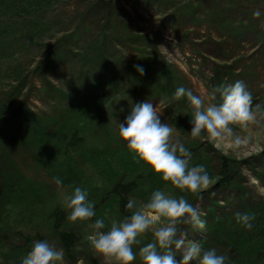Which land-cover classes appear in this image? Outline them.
<instances>
[{"label":"rangeland","instance_id":"rangeland-1","mask_svg":"<svg viewBox=\"0 0 264 264\" xmlns=\"http://www.w3.org/2000/svg\"><path fill=\"white\" fill-rule=\"evenodd\" d=\"M72 31L76 36L64 41ZM106 32L100 43L116 74L95 77L102 87L88 81L98 58L83 69L78 57L52 53L64 41L82 54L88 35ZM153 55L171 66L178 78L171 85L187 86L186 98L157 94L166 82L140 60ZM184 57L198 72L187 71ZM137 64L151 85L139 91L130 85ZM113 81L119 92H112ZM90 89L102 95L99 124L134 142L120 161L119 153L102 157L101 168L71 151L79 174L63 163L71 178L60 181L46 166L51 155L42 162L36 155L43 136L37 140L26 117L64 122L68 104L82 109ZM98 136L95 146L104 147L103 133ZM263 148L264 0H53L29 12L0 0V187L6 189L0 192V264H250V255L264 264V235L235 251L214 242L206 228L211 207L225 222L226 215L239 221L248 210L264 222ZM160 153L155 167L162 176L152 186L143 163ZM224 167L231 186L216 187ZM137 174L142 180L125 216L113 192L120 179ZM56 209L64 212L62 230L76 236L72 249L60 239ZM255 223L252 217V232ZM27 239L41 246L40 259L27 250Z\"/></svg>","mask_w":264,"mask_h":264},{"label":"trees","instance_id":"trees-1","mask_svg":"<svg viewBox=\"0 0 264 264\" xmlns=\"http://www.w3.org/2000/svg\"><path fill=\"white\" fill-rule=\"evenodd\" d=\"M53 2V0H31V1H25L24 0H12V4L17 7H24L26 6V10L29 12L32 9H37L38 7H43L45 4H50ZM26 3L27 5H25ZM24 26L27 24L25 21ZM47 27L42 28L39 30L40 33L44 34V31L46 30ZM99 35V34H98ZM92 36L88 35L86 41L84 42L83 45H80L81 48L84 50L82 54H77V53H71V49L69 46L65 48L64 46V41H66L69 36H65L66 39L64 41H61L60 46H54L52 53L55 52L53 55H56V58L65 56L67 54L72 55L75 57V59L78 57V65H80L83 69L86 68L88 65L91 66V62L94 60V58H98L95 60V64L92 65L93 69L95 68V72L92 75L93 79H89L88 81L91 82V86H97V87H102L101 81L94 80L95 77H98L100 79H106L112 77V75L116 74V67H114V72L111 74L113 70H110L107 63V58H105L103 52V47L102 43H100V39H102L103 36H108L107 32L106 35L100 36ZM143 40L145 38L142 37ZM153 45V41H151V44ZM62 48V51H58L57 49ZM55 50V51H54ZM155 53V52H154ZM48 58V57H47ZM146 63L151 64L154 67H157L161 72L166 73L168 71V67L166 66V63L164 61L160 60V57L157 55H153L151 58L146 60ZM143 69V68H142ZM133 78L135 81L140 82V73L139 71H134ZM113 79V78H112ZM130 79V81H132ZM132 84V82H130ZM118 83L114 82L111 84V90H115L118 88ZM62 92V91H61ZM101 97L102 95L99 93H96L94 90L90 89L86 95L85 98V105L79 109H71L75 112V115L71 117V113L62 115L63 119L65 121L58 120L56 121L55 125L56 127L54 128V134L48 133L51 131L47 127V125L52 126L53 121L52 120H46V128L43 129V124L45 120L39 119L37 117H34V115L29 113V116H32L29 118L26 117V120L29 122H33V127H34V133H37V140L43 136V140L41 144L37 143L38 148L40 149H49L51 145L52 149L55 151L56 149L58 150V153L60 150H62L64 154L68 155L69 157H72L70 155V152H75V151H80V154L82 156H88L90 155L89 152V142L91 141V138L85 139L84 137V132L86 131V128L91 127L93 123H95L97 120H100L101 118ZM72 106H69L71 108ZM37 128V129H36ZM57 128V130H56ZM91 129V128H90ZM56 130V131H55ZM45 134H42V133ZM12 133L16 135L15 130H12ZM27 137V135H26ZM36 138V136H35ZM22 141V144H28L32 146L34 143L33 141H26L24 137L20 139ZM32 143V144H30ZM131 147V146H130ZM129 147V149H130ZM63 148V149H62ZM129 149H126L123 153L128 151ZM56 151L54 152L55 155ZM122 153V154H123ZM120 160L122 159V155L119 154ZM149 158V159H148ZM161 161L162 158V153L158 155H148L146 159H144L143 163V168L148 171L147 174L144 175L145 179H150L152 180V186H155V183L159 180V178L162 176L157 174L156 168L159 167V165L155 162L158 160ZM155 165L157 167H155ZM160 168V167H159ZM222 174L223 177L219 178V183L221 185H230V180L227 175V168L224 167L222 168ZM142 180L140 174H137L132 178L130 181H125L124 179H120V181L116 184L115 190H114V198L118 202L119 209L121 213H123L125 216H128L131 212L132 209V204H131V193L133 194L134 190L136 187H138V181ZM144 182V181H143ZM6 188V186H5ZM148 192H150V189H147ZM0 192L6 193V189L2 190V187H0ZM138 193V192H137ZM137 198H140L137 197ZM215 204V202H214ZM56 215L54 217L56 221V229L60 232V239L64 246L67 249H72L73 246L76 243L75 235L72 232L62 230L63 229V222L65 220L64 217V212L61 210L56 209ZM208 213L214 214V217L211 219L209 224L206 226L212 240L214 242H219L221 245L228 244L224 248H228L230 250H235L237 251L240 248H243L244 246H249L254 242L255 238H259L261 235H264V222L263 220L258 217L257 218V213L252 214L250 212V215L248 216L250 223H252V216L254 221L256 223L253 225L256 230L254 231L256 234H253L251 227L246 226L248 223L241 219L239 221H236L233 217L232 214L226 215V221H223L222 219L220 220L219 217L215 215V209L213 207L208 209ZM252 215V216H251ZM262 239L259 241H255V243L261 242ZM205 242V241H202ZM251 243V244H250ZM25 246L29 253L37 258L40 259V255L42 252V248L39 244L32 242L30 239H27L25 241ZM151 251V250H150ZM235 251H232L235 253ZM150 252H146V254H149ZM252 258V261L250 264H255L254 257L255 255H250ZM93 264H99L97 262H94Z\"/></svg>","mask_w":264,"mask_h":264},{"label":"bare ground","instance_id":"bare-ground-1","mask_svg":"<svg viewBox=\"0 0 264 264\" xmlns=\"http://www.w3.org/2000/svg\"><path fill=\"white\" fill-rule=\"evenodd\" d=\"M193 178H194V177H193ZM192 180H193V179H192ZM193 181H195V180H193ZM186 188H187V190H189V189H191L192 187L189 186V187H186Z\"/></svg>","mask_w":264,"mask_h":264}]
</instances>
